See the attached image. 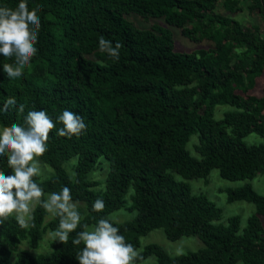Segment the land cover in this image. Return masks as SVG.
Segmentation results:
<instances>
[{
  "label": "trees",
  "instance_id": "obj_1",
  "mask_svg": "<svg viewBox=\"0 0 264 264\" xmlns=\"http://www.w3.org/2000/svg\"><path fill=\"white\" fill-rule=\"evenodd\" d=\"M247 3L261 24L244 25L232 15ZM19 0H0L15 8ZM39 8L41 28L37 54L24 74L9 80L3 64L14 58L0 56V109L8 97L29 110H46L55 118L67 109L81 115L87 131L71 139L50 132L48 151L39 157L52 168L46 180L35 181L45 194L71 189L82 223L121 209L132 190L133 220H111L128 243L139 247L140 237L163 229L170 241L194 235L203 248L171 256L158 245H148L143 259L154 255L158 264H264V195L251 183L227 190L229 202L254 204L255 214L241 227L238 216L220 223L221 209L187 182L217 169L227 180H253L264 174V94L251 97L264 73V0H27ZM224 13L217 12L218 8ZM164 18L193 42L213 46L193 53L177 52L170 30L141 29L125 18ZM122 45L119 60L99 50V38ZM222 118L215 117L217 108ZM22 123L15 108L0 110V129ZM258 135L263 142L246 144ZM192 136L198 144L188 149ZM103 157L109 165L105 191L90 188L88 180ZM76 158L73 177L64 163ZM0 170L11 174L7 158ZM46 195L42 199H46ZM105 201L103 212L91 211L93 201ZM47 212L37 205L28 228L14 215L0 225V264H79L75 255L83 245L50 243L49 254L33 255L19 249L23 242L36 248L57 217L45 222ZM81 229H77L80 231ZM142 259V260H143ZM141 260H137L136 264Z\"/></svg>",
  "mask_w": 264,
  "mask_h": 264
},
{
  "label": "clouds",
  "instance_id": "obj_2",
  "mask_svg": "<svg viewBox=\"0 0 264 264\" xmlns=\"http://www.w3.org/2000/svg\"><path fill=\"white\" fill-rule=\"evenodd\" d=\"M39 8L29 9L27 0H19L15 8L0 6V56L14 58L13 63L3 64V71L9 80H16L24 74L33 57L37 54L41 18ZM122 45L99 38V50L119 60ZM17 103L15 97H8L0 109L4 112L15 108L22 115V123L13 122L0 129V157L7 158L11 174L0 170V225L14 215L20 228H28L35 207L39 205L45 212L57 217V228L50 233L54 241L66 244L70 234L75 232L71 243L83 245L76 252L79 264H136L142 260L141 253L128 243L120 229L107 217H101L91 227L82 223L79 202L74 201L71 189L63 186L59 191L47 193L35 181L42 174L39 157L48 151L50 132L56 129V136L71 139L87 131L83 117L67 109L53 120L46 110H29ZM105 209V201L97 197L91 211L100 213ZM81 229L77 231V229Z\"/></svg>",
  "mask_w": 264,
  "mask_h": 264
},
{
  "label": "rangeland",
  "instance_id": "obj_3",
  "mask_svg": "<svg viewBox=\"0 0 264 264\" xmlns=\"http://www.w3.org/2000/svg\"><path fill=\"white\" fill-rule=\"evenodd\" d=\"M242 10L241 12L235 13L232 17L238 21H240L244 25H253V24H261V20L256 12L252 13L247 8V3L243 2L241 4ZM219 13H224L220 9V6L217 10ZM127 20L134 23L137 27L141 29H150L152 27H162L170 30L174 42V50L177 52H187L193 53L200 49H209L213 46L212 42L203 40L202 42H193L188 38L184 37L181 33V30L177 27L168 25L164 18H141L135 14H129L125 16ZM264 94V73L257 78V83L255 88L251 91V97H261ZM227 107L220 106L217 108L215 117L217 119L222 118V111H224ZM244 142L248 145L250 144H259L262 143L263 140L256 134H250L246 136ZM198 144L196 136H192L190 142L188 143V149L192 154H196L195 146ZM40 160V158H39ZM41 162V167L43 172L38 176L40 181H44L48 179L52 174L53 170L44 162ZM76 163V158H72L69 161L64 163V168L69 173L71 177H73L74 171L73 167ZM109 172L108 162L101 157L99 159V163L96 165L95 169H93L87 176L88 180L96 181V185L91 187L90 189L94 192L102 193L105 191L106 187V178ZM192 190L195 193H201L206 195L210 201L215 203L217 207H219L222 211L220 223L226 224L227 220L231 216H238L241 221V227H245L247 224V220L250 216L255 214L256 208L254 204L248 203L246 201H233L229 202L227 199V190L236 189L238 187L243 186L246 183H251L254 190L260 194L264 195V174H258L253 180H237L231 181L222 178L217 169L211 170L208 176L193 179L187 181ZM132 190L130 189L125 196L124 206L112 212L109 217L111 220L117 223H123L127 221H131L136 216V211L132 209ZM47 198V195H46ZM83 202H79V208L84 207ZM83 206V207H82ZM53 218V216L47 213L45 217V222L47 223ZM262 222H264V217L261 218ZM90 227L92 225H89ZM52 231L47 230L41 241L39 242L38 247L31 248L28 242H23L20 244L19 249L28 250L31 254L37 256L42 254H49L51 252L50 243L54 240L51 238L50 233ZM139 247L137 250L142 252L144 248L148 245H158L161 246L167 254L171 256L184 255L189 252L197 251L203 248L204 244L201 239L194 235L183 236L176 241H170L166 237V234L163 229H155L148 234L141 236L139 241ZM138 264H158L156 256L150 255L143 260L139 261ZM237 264H242V262H238Z\"/></svg>",
  "mask_w": 264,
  "mask_h": 264
}]
</instances>
